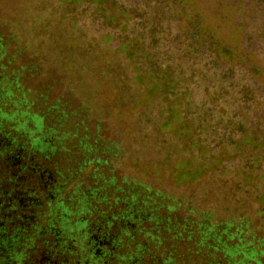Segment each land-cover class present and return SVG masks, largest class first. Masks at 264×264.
<instances>
[{
	"label": "rangeland",
	"instance_id": "obj_1",
	"mask_svg": "<svg viewBox=\"0 0 264 264\" xmlns=\"http://www.w3.org/2000/svg\"><path fill=\"white\" fill-rule=\"evenodd\" d=\"M190 1L208 9L216 0ZM224 1L239 4L241 41L261 57L259 77L190 34L168 35L146 0H0V73L16 79L19 109L41 117L37 135L58 138L66 173L102 152L108 165L96 174L109 191L119 186L140 201L149 189L159 208L192 209L211 224L232 223L229 231L242 219L258 241L264 0Z\"/></svg>",
	"mask_w": 264,
	"mask_h": 264
},
{
	"label": "trees",
	"instance_id": "obj_2",
	"mask_svg": "<svg viewBox=\"0 0 264 264\" xmlns=\"http://www.w3.org/2000/svg\"><path fill=\"white\" fill-rule=\"evenodd\" d=\"M200 5L190 0L145 4L168 35L190 34L212 45L215 56L248 63L259 77L261 57L241 41L239 4ZM224 29L228 41L221 38ZM16 87V79L0 73V264H264V239L248 238L242 219L229 231L232 223L211 224L192 209L178 214L173 205L159 208L158 194L149 195V189L140 201L119 186L106 189L96 174L108 165L102 152L84 157L76 175L66 173L56 159L62 148L58 138L37 135L41 117L19 109L23 102Z\"/></svg>",
	"mask_w": 264,
	"mask_h": 264
}]
</instances>
